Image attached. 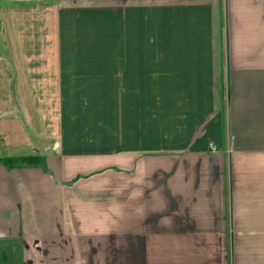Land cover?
<instances>
[{
    "label": "crops",
    "instance_id": "crops-1",
    "mask_svg": "<svg viewBox=\"0 0 264 264\" xmlns=\"http://www.w3.org/2000/svg\"><path fill=\"white\" fill-rule=\"evenodd\" d=\"M0 264H264V0H0Z\"/></svg>",
    "mask_w": 264,
    "mask_h": 264
},
{
    "label": "trees",
    "instance_id": "trees-1",
    "mask_svg": "<svg viewBox=\"0 0 264 264\" xmlns=\"http://www.w3.org/2000/svg\"><path fill=\"white\" fill-rule=\"evenodd\" d=\"M3 162L10 167L20 166V165L35 166L36 164H38V158L35 157L7 158L4 159Z\"/></svg>",
    "mask_w": 264,
    "mask_h": 264
},
{
    "label": "rangeland",
    "instance_id": "rangeland-1",
    "mask_svg": "<svg viewBox=\"0 0 264 264\" xmlns=\"http://www.w3.org/2000/svg\"><path fill=\"white\" fill-rule=\"evenodd\" d=\"M150 101H154V97L152 96V99L150 100V98H148V103L150 102ZM152 108H153V106H152ZM153 110H151V108L148 106V110H147V117H148V119L150 120V121H152V120H155L154 118H152V112ZM153 123V122H152ZM149 127H150V124H149ZM151 127H154V124L153 125H151ZM202 129V128H201ZM152 137V136H151ZM149 142V141H148Z\"/></svg>",
    "mask_w": 264,
    "mask_h": 264
},
{
    "label": "built area",
    "instance_id": "built-area-1",
    "mask_svg": "<svg viewBox=\"0 0 264 264\" xmlns=\"http://www.w3.org/2000/svg\"><path fill=\"white\" fill-rule=\"evenodd\" d=\"M209 147L212 150V152L217 151V148L213 144H209Z\"/></svg>",
    "mask_w": 264,
    "mask_h": 264
}]
</instances>
